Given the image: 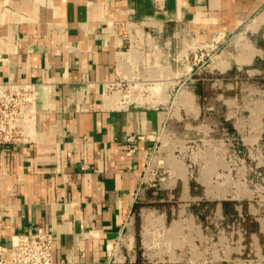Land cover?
<instances>
[{"label":"crops","instance_id":"obj_1","mask_svg":"<svg viewBox=\"0 0 264 264\" xmlns=\"http://www.w3.org/2000/svg\"><path fill=\"white\" fill-rule=\"evenodd\" d=\"M18 84L35 113L0 146L1 248L40 230L54 264H207L197 211L236 215L264 169V0H0ZM222 127L249 166L230 186Z\"/></svg>","mask_w":264,"mask_h":264},{"label":"rangeland","instance_id":"obj_2","mask_svg":"<svg viewBox=\"0 0 264 264\" xmlns=\"http://www.w3.org/2000/svg\"><path fill=\"white\" fill-rule=\"evenodd\" d=\"M200 57L201 54L194 61L205 66L208 57L203 55L202 61L198 62ZM244 106L245 102H241L239 107L244 110ZM244 119V113H240L239 121L244 122ZM221 129L215 133V139L228 142V147L226 178L221 177L219 181L230 186L234 181L233 169H242L247 165L244 159L246 153L241 134L230 136L224 127ZM213 135L210 139H214ZM253 169L252 177L238 179L239 189L248 193L239 194L236 201L229 203L228 209L237 207L236 215L218 219L211 205L197 211L206 219L202 234L205 239L200 253H204L207 264H264V169L255 166Z\"/></svg>","mask_w":264,"mask_h":264},{"label":"built area","instance_id":"obj_3","mask_svg":"<svg viewBox=\"0 0 264 264\" xmlns=\"http://www.w3.org/2000/svg\"><path fill=\"white\" fill-rule=\"evenodd\" d=\"M34 113V94L30 85L0 86V146L27 144ZM52 253L51 236L40 230L14 236L8 249L0 247V257L7 258L3 264H54Z\"/></svg>","mask_w":264,"mask_h":264}]
</instances>
